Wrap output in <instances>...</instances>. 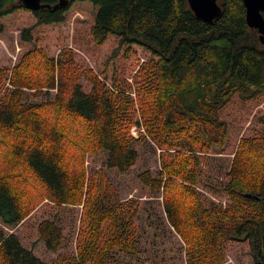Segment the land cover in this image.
I'll use <instances>...</instances> for the list:
<instances>
[{"label": "trees", "instance_id": "16d2710c", "mask_svg": "<svg viewBox=\"0 0 264 264\" xmlns=\"http://www.w3.org/2000/svg\"><path fill=\"white\" fill-rule=\"evenodd\" d=\"M219 4L0 0V35L34 20L0 71V264H264V45Z\"/></svg>", "mask_w": 264, "mask_h": 264}, {"label": "rangeland", "instance_id": "374dc122", "mask_svg": "<svg viewBox=\"0 0 264 264\" xmlns=\"http://www.w3.org/2000/svg\"><path fill=\"white\" fill-rule=\"evenodd\" d=\"M30 23H34V20L32 16H30L28 13L16 14L5 20L6 30L3 34L0 35V71L5 69L7 70L12 69L17 64L19 59L24 55V53L28 50V46L26 44H20L18 42V36L20 35V32ZM67 41H69L70 44H68ZM73 42L74 40L71 37L68 40H66V42L65 40L59 42V40H56L55 36H52L47 38L44 47L48 49H52L53 52H56L57 51L56 48H58V45L62 46L61 48L63 47L73 48ZM79 43L80 42L74 43V46L78 47L79 45H81ZM86 51L84 52L80 51V53H78L79 60L84 58V56L86 55L85 54ZM108 58H110V56ZM129 61H131V58L126 62L127 68L130 67L131 65ZM36 65L37 63H35L34 59H31L28 65L26 66V68H33ZM20 139L25 140L26 137L24 135L23 136L21 135ZM53 209L54 208L48 202L45 201L44 204L40 208H38L36 212L33 214V216L36 218L33 222L35 221L39 222L40 217L44 216L45 212H50V211L54 212L55 210ZM70 212H72L73 217H75L73 209L66 210L64 212L66 214L65 216H68ZM23 225L25 227V224ZM23 233L25 234V231H23ZM241 250L245 251L246 249L242 248ZM243 254L244 252H242V255ZM234 261L235 260L233 258H229L228 260L229 263H233Z\"/></svg>", "mask_w": 264, "mask_h": 264}, {"label": "water", "instance_id": "95a60500", "mask_svg": "<svg viewBox=\"0 0 264 264\" xmlns=\"http://www.w3.org/2000/svg\"><path fill=\"white\" fill-rule=\"evenodd\" d=\"M24 7L32 11L49 9L55 11L65 8L74 0H58L57 4L42 3V0H19ZM196 18L207 24H213L222 17L223 9L220 0H187ZM246 9V21L249 28L259 33L260 42L264 45V0H241Z\"/></svg>", "mask_w": 264, "mask_h": 264}]
</instances>
